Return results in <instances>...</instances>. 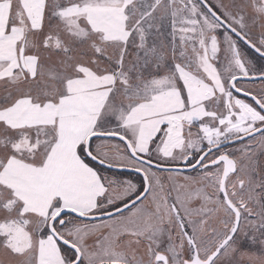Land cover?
I'll return each mask as SVG.
<instances>
[{
	"label": "snow or ice",
	"instance_id": "obj_1",
	"mask_svg": "<svg viewBox=\"0 0 264 264\" xmlns=\"http://www.w3.org/2000/svg\"><path fill=\"white\" fill-rule=\"evenodd\" d=\"M257 24L264 0H0V249L221 264L264 246V90L242 79L264 83V66L240 47L264 61ZM237 142L243 164L224 148Z\"/></svg>",
	"mask_w": 264,
	"mask_h": 264
},
{
	"label": "rangeland",
	"instance_id": "obj_2",
	"mask_svg": "<svg viewBox=\"0 0 264 264\" xmlns=\"http://www.w3.org/2000/svg\"><path fill=\"white\" fill-rule=\"evenodd\" d=\"M209 2L215 3V0H209ZM248 15H249V17L254 15V13L251 11V9L248 10ZM261 31H264V29H261L259 27V24H257L256 26H254L252 28V34L254 37H258L260 35ZM240 47H241V50L244 53L245 57L252 61V63L249 66L250 71L255 72V73H260L262 66H264V61L254 58L255 54L241 42H240ZM220 56H221V65H219V66H222L225 63V61L223 60V56H224L223 51L221 52ZM243 87L248 88L255 93H258V92L264 90V83H261V82L247 83V82H245L243 84ZM3 94H4L3 93V87L0 86V95H3ZM193 131H196V129L194 128ZM242 146H243V143H240L238 145H235L233 147L226 149L228 152L231 153V155L233 157L237 158L241 164H243L245 162L244 160H240L241 153L238 150ZM257 159L260 161L261 171L264 172V153L258 152L257 153ZM90 165L95 167L96 169H98L99 171H101L105 175L112 176L113 174H117V178H119V179L132 180L135 183L140 182V176L139 175L128 174V173H122L121 174L119 172L110 171V170H107L105 168L95 166L93 164H90ZM184 174H189V173H184ZM191 174L195 175L196 172L191 173ZM253 176L256 179H259V175L257 173H254ZM233 178H235V175H233ZM209 191H211V189H209ZM221 218L222 217H217V218L211 219L210 224L212 226L220 228L219 220ZM253 257L264 258V246H261L259 243L253 245L250 242H248L247 240H245V242L239 246L238 250L235 253H233L230 257L222 259L221 264H256V262L253 259H250ZM0 264H16V262L11 257H9L8 254L3 249H0Z\"/></svg>",
	"mask_w": 264,
	"mask_h": 264
},
{
	"label": "water",
	"instance_id": "obj_3",
	"mask_svg": "<svg viewBox=\"0 0 264 264\" xmlns=\"http://www.w3.org/2000/svg\"><path fill=\"white\" fill-rule=\"evenodd\" d=\"M241 43H243V42H241ZM244 44V43H243ZM245 45V44H244ZM246 46V45H245ZM247 47V46H246ZM248 48V47H247ZM249 49V48H248ZM251 50V49H250ZM252 51V50H251ZM253 52V51H252ZM242 79H244L245 80V82H247V83H255V82H260L258 79H256V80H247V78H242ZM238 96H240V97H243V98H246V99H248V100H250L251 101V97H244L243 95H242V93H236ZM252 102V101H251ZM240 143H243V142H237V144L236 145H238V144H240ZM233 145H231V144H229V145H225L224 146V148L225 149H227V148H229V147H232ZM92 163H94V164H96L97 166H99V167H102V168H105V169H107L106 168V166H104V165H100L98 162H93V161H91ZM181 169H182V171H183V173H187V172H193V171H195L194 169H189V168H182V167H180ZM107 170H110V171H114V172H119V173H128V174H134V175H139L140 176V174H138V173H136V172H134V171H132V170H120V169H116V168H113V169H107ZM233 175H235V174H233Z\"/></svg>",
	"mask_w": 264,
	"mask_h": 264
},
{
	"label": "trees",
	"instance_id": "obj_4",
	"mask_svg": "<svg viewBox=\"0 0 264 264\" xmlns=\"http://www.w3.org/2000/svg\"><path fill=\"white\" fill-rule=\"evenodd\" d=\"M237 95V94H236ZM238 96V95H237ZM238 97H240V96H238ZM240 98H243V97H240ZM243 99H246V98H243ZM246 100H248V99H246ZM249 102H251L250 100H248ZM233 147V146H232ZM230 148V147H229ZM226 150V149H225ZM89 163L90 164H93V165H95V166H97L96 164H94V163H92L91 161H89Z\"/></svg>",
	"mask_w": 264,
	"mask_h": 264
},
{
	"label": "flooded vegetation",
	"instance_id": "obj_5",
	"mask_svg": "<svg viewBox=\"0 0 264 264\" xmlns=\"http://www.w3.org/2000/svg\"><path fill=\"white\" fill-rule=\"evenodd\" d=\"M180 167L184 168V166H183V165H181ZM195 172H196V170H195V171H193V172H187V173H195Z\"/></svg>",
	"mask_w": 264,
	"mask_h": 264
}]
</instances>
